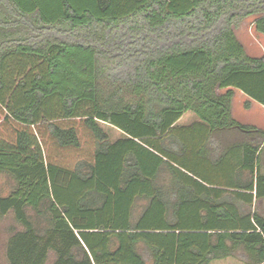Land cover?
<instances>
[{
	"label": "trees",
	"instance_id": "trees-1",
	"mask_svg": "<svg viewBox=\"0 0 264 264\" xmlns=\"http://www.w3.org/2000/svg\"><path fill=\"white\" fill-rule=\"evenodd\" d=\"M250 17L264 36V0H0L3 264H264V128L232 117L235 91L264 107Z\"/></svg>",
	"mask_w": 264,
	"mask_h": 264
},
{
	"label": "rangeland",
	"instance_id": "rangeland-1",
	"mask_svg": "<svg viewBox=\"0 0 264 264\" xmlns=\"http://www.w3.org/2000/svg\"><path fill=\"white\" fill-rule=\"evenodd\" d=\"M254 17L246 18L242 20L236 29H234L235 36L238 41L242 44L245 51L249 56L261 57L264 55V36L257 34L253 27ZM257 110V111H255ZM259 110V111H258ZM234 118L243 125H252L259 128H264V112H260V108L255 105L254 109H245L242 101L236 100L233 105ZM191 121L195 122L196 118L187 113L183 116L177 123L176 126H189ZM102 129L109 135L111 141H115L122 137L121 133L107 125L101 124ZM221 138V137H220ZM227 142L223 141L221 138L220 144H230L235 141L233 138H229ZM233 140V141H232ZM262 171L264 172V154L261 160ZM13 189V183L6 176H0V195L7 196ZM260 213L264 215V202L259 205ZM10 226L16 227L17 230L20 229L18 225L15 224L13 216L9 214L6 217H0V264L4 263V245L8 238L6 232L7 228ZM211 264H242L235 259H227L224 261H215Z\"/></svg>",
	"mask_w": 264,
	"mask_h": 264
},
{
	"label": "crops",
	"instance_id": "crops-1",
	"mask_svg": "<svg viewBox=\"0 0 264 264\" xmlns=\"http://www.w3.org/2000/svg\"><path fill=\"white\" fill-rule=\"evenodd\" d=\"M236 100H240V101H242V104H244L245 102H248L249 103V109H254V107H255V105H257L259 108H260V112L261 113H263L264 112V107L263 106H260V105H258L257 103H255V102H253V101H249V99L245 96V95H243L241 92H239V91H235V94H234V98H233V101H232V117H233V119H235L234 118V113H233V105H234V102L236 101ZM255 111H257V110H255ZM259 111V110H258ZM186 115V114H185ZM184 115V116H185ZM236 120V119H235ZM237 121V120H236ZM193 121H191V123H192ZM237 122H239V121H237ZM194 123V122H193ZM256 127V126H255ZM257 128H259V127H257ZM224 261V260H223ZM213 263V262H212Z\"/></svg>",
	"mask_w": 264,
	"mask_h": 264
}]
</instances>
